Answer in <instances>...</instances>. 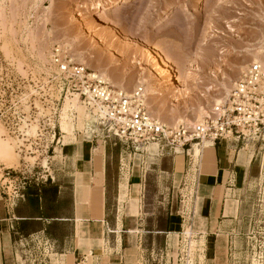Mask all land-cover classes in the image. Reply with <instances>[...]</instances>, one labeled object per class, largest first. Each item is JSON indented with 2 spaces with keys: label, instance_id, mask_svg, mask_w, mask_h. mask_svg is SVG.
Here are the masks:
<instances>
[{
  "label": "rangeland",
  "instance_id": "374dc122",
  "mask_svg": "<svg viewBox=\"0 0 264 264\" xmlns=\"http://www.w3.org/2000/svg\"><path fill=\"white\" fill-rule=\"evenodd\" d=\"M56 45L64 47L75 63L99 74L115 88L130 92L143 85L148 112L164 125L193 124L213 104L229 96L236 79L252 62L264 64V0H0V94L11 84L12 93L28 97L32 82L44 77L50 51ZM148 50L164 57L170 70L160 69ZM76 97L64 99L60 114L61 143H75L70 146V155L67 148L64 150L70 158L61 155L59 145L49 159L40 158L38 164L35 159L23 158L0 125V142L11 144L13 150L0 153L2 201L9 182L7 172L10 178L14 171L26 167L28 177L21 185L24 200L14 207L16 218L28 219L17 220L11 228L12 240L17 244L16 264L74 262V249L87 244L86 223L60 219L73 213L77 164L88 161L93 148L102 146L106 151L110 204L114 203L117 183L123 182L128 164L144 166L151 173L143 200L145 218L138 223L139 264L205 263L203 242L194 233L190 236L188 261V236L180 235L178 247L165 252L163 235L150 233L164 227L167 210V191L156 198L155 194H160L154 189L155 182L167 181V175L159 179L151 170L170 167V158L161 161L169 151L159 155L154 144L134 150L111 135L107 139L94 119L86 118L89 113L83 105H73ZM71 111L75 112V120L69 116ZM93 131L96 137L87 140ZM194 146L198 155L201 147ZM239 146L244 147V143L239 142ZM259 147L247 144V157L254 155L251 167L245 176L237 177V182L233 179L236 189L230 194L234 193L241 204L242 222L236 240H232L229 264H264V144L257 155ZM199 159L189 155V189L183 192L189 198V210L195 197L193 184ZM46 163L53 180L34 182ZM121 204L118 201V207ZM121 212L120 208L118 214Z\"/></svg>",
  "mask_w": 264,
  "mask_h": 264
},
{
  "label": "crops",
  "instance_id": "0c3cea01",
  "mask_svg": "<svg viewBox=\"0 0 264 264\" xmlns=\"http://www.w3.org/2000/svg\"><path fill=\"white\" fill-rule=\"evenodd\" d=\"M74 145V142L62 145L61 155L70 158L67 154L64 155V150L67 148L70 155V146ZM102 147L93 148L89 160L77 164V171L74 173L77 177L73 188V213L70 217L60 219L86 223L87 233L84 240L87 244L81 247L85 250L77 247L74 249L72 264H139L142 257L139 251L141 234L138 231L141 230L138 223L143 221L142 214H145L143 200L147 178L151 173L144 166L135 167L128 164L123 182L117 183L114 203L110 204L106 189V151L105 147ZM195 147L188 155L182 149H176V154L165 152L161 161L170 158V167L158 166L151 170L159 179L162 174L167 175V181L155 182L154 188L160 194H155L156 198H160L161 194H165L162 192L167 191V210L164 215V227L150 233L163 235L165 252L178 247L180 235L188 236L189 242L185 243L189 249L190 236L194 233L203 242V264H229L232 240H236L242 222L241 204L235 199L234 193L231 195L230 192L236 189L233 179L237 182L238 176L243 177L249 172L254 155L247 157V146L242 147L232 141L204 146L198 149V155L195 153ZM74 155L78 156V153ZM189 155L193 159L200 156L198 173L193 184L195 197L191 210L187 194L183 195V192L189 189ZM121 170L122 168H119L118 174H121ZM118 201H122L121 207H118ZM15 208L10 210L4 207L1 199L0 264H16L17 244L12 240V224L28 218H16ZM120 208L122 212L119 215ZM109 215L112 216L111 219ZM29 218L43 219L42 216ZM77 237L80 238V232H77Z\"/></svg>",
  "mask_w": 264,
  "mask_h": 264
},
{
  "label": "built area",
  "instance_id": "2783aa9c",
  "mask_svg": "<svg viewBox=\"0 0 264 264\" xmlns=\"http://www.w3.org/2000/svg\"><path fill=\"white\" fill-rule=\"evenodd\" d=\"M9 87L13 89L11 84ZM9 87L0 94V125L15 142L17 153L23 158H35L34 163L45 156L49 159L56 146L62 147V102L74 96L94 119L93 123L106 132L105 137L111 135L134 150L154 144L159 155L164 150L176 154V149L188 155L192 145H199L203 139L211 141L212 145L222 141L241 142L244 147L256 143L260 145L257 155L263 150L264 65L259 63L252 62L236 79L229 96L213 104L200 122H180L173 127L151 117L142 86L130 92L115 88L99 74L75 63L60 45L51 49L46 73L32 82L28 97H18ZM69 116L75 120L74 111ZM90 135L91 139L87 137V140L96 137L94 131ZM46 169L47 163L46 167L42 166V172L36 174L34 182L52 180ZM26 173L23 167L10 178L9 172L5 174L9 182L4 187V207L12 210L18 201L24 200L22 186L28 180Z\"/></svg>",
  "mask_w": 264,
  "mask_h": 264
},
{
  "label": "bare ground",
  "instance_id": "6f19581e",
  "mask_svg": "<svg viewBox=\"0 0 264 264\" xmlns=\"http://www.w3.org/2000/svg\"><path fill=\"white\" fill-rule=\"evenodd\" d=\"M113 2V1H112ZM125 4V3H124ZM185 8V7H184ZM182 11V10H181ZM158 53V52H157ZM157 53H155L154 51H152V50H148V56H150L152 59H153V61L155 62V64L160 68V69H163V71H166V72H168L169 70H170V65L168 64V62H167V60L164 58V57H162L161 55H159V54H157ZM212 55V54H211ZM209 57V56H208ZM212 57H213V55H212ZM209 59H210V57H209ZM259 64H262V63H259ZM262 65H264V64H262ZM102 75V74H101ZM103 76V75H102ZM140 86H143V85H140ZM144 87V86H143ZM144 95H145V87H144ZM145 97H146V95H145ZM71 101V100H70ZM72 101H76V102H72L73 103V105L76 103H78L79 102V99L76 97L74 100H72ZM68 102V100L66 101V104H68L67 103ZM68 106H69V104L68 105H66V108H68ZM64 109H65V107H63ZM69 109V108H68ZM150 113V112H149ZM150 115H151V113H150ZM86 118H90V115L88 116V117H86ZM157 121H159V120H157ZM184 121V120H183ZM201 121V119L199 120V121H196V122H200ZM159 122H161V121H159ZM64 123V122H63ZM162 123V122H161ZM90 124V123H89ZM164 124V123H163ZM62 132V131H61ZM0 133L2 134V130L0 129ZM2 142H3V140H2ZM60 143H61V138H60ZM62 144V143H61ZM207 144H212V142L211 141H209V140H206V139H203L202 140V142L199 144V145H197V144H193L192 145V149H193V147H194V145H197V146H200L201 148H203L204 146H206ZM63 145V144H62ZM56 149V148H55ZM12 146H11V144H9V143H7V142H3V143H1L0 142V153H5V152H9V153H12ZM25 157H29V156H25ZM29 158H32V159H35V158H33V157H29ZM45 159V158H44Z\"/></svg>",
  "mask_w": 264,
  "mask_h": 264
},
{
  "label": "trees",
  "instance_id": "16d2710c",
  "mask_svg": "<svg viewBox=\"0 0 264 264\" xmlns=\"http://www.w3.org/2000/svg\"><path fill=\"white\" fill-rule=\"evenodd\" d=\"M30 195H28V198H33V197H29ZM30 201H34V199H29ZM45 218H49V217H45Z\"/></svg>",
  "mask_w": 264,
  "mask_h": 264
}]
</instances>
